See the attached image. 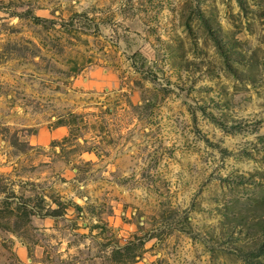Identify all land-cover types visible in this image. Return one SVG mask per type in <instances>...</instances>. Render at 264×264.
<instances>
[{
	"label": "rangeland",
	"instance_id": "374dc122",
	"mask_svg": "<svg viewBox=\"0 0 264 264\" xmlns=\"http://www.w3.org/2000/svg\"><path fill=\"white\" fill-rule=\"evenodd\" d=\"M0 264H264V0H0Z\"/></svg>",
	"mask_w": 264,
	"mask_h": 264
},
{
	"label": "crops",
	"instance_id": "0c3cea01",
	"mask_svg": "<svg viewBox=\"0 0 264 264\" xmlns=\"http://www.w3.org/2000/svg\"><path fill=\"white\" fill-rule=\"evenodd\" d=\"M42 134V137L40 139H38L36 142L45 144L46 142L50 141V140H55V139H61L65 136V130L63 129L62 126H56L54 128H52L50 131L47 130L45 131H40ZM68 171V170H67ZM64 172V174L66 177H68V172ZM69 186V185H68ZM62 188L64 189V191L62 190ZM60 188V193L63 191V193L68 192L69 190H67L65 187Z\"/></svg>",
	"mask_w": 264,
	"mask_h": 264
}]
</instances>
